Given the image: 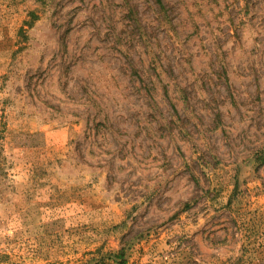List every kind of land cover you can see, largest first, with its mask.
<instances>
[{"label": "rangeland", "instance_id": "374dc122", "mask_svg": "<svg viewBox=\"0 0 264 264\" xmlns=\"http://www.w3.org/2000/svg\"><path fill=\"white\" fill-rule=\"evenodd\" d=\"M0 264H264V0H0Z\"/></svg>", "mask_w": 264, "mask_h": 264}]
</instances>
